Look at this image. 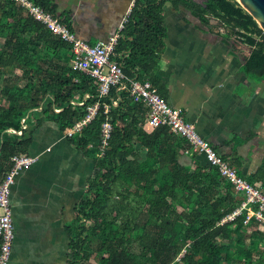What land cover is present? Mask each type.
Masks as SVG:
<instances>
[{
    "label": "trees",
    "instance_id": "1",
    "mask_svg": "<svg viewBox=\"0 0 264 264\" xmlns=\"http://www.w3.org/2000/svg\"><path fill=\"white\" fill-rule=\"evenodd\" d=\"M32 1L74 30L72 14L56 0ZM169 2L203 22L218 19L252 48L246 72L264 78V30L238 0H134L114 57L128 78L156 86ZM73 59L72 46L27 9L0 0V178L15 155L30 154L24 120L52 119L67 133L100 102L96 117L68 137L95 164L68 226V264H264V230L255 218L246 223L244 211L221 224L244 198L219 169L168 126H152L148 107L129 87H113L100 99L97 79L73 68ZM106 121L113 129L102 153ZM182 150L192 152L194 169Z\"/></svg>",
    "mask_w": 264,
    "mask_h": 264
},
{
    "label": "crops",
    "instance_id": "2",
    "mask_svg": "<svg viewBox=\"0 0 264 264\" xmlns=\"http://www.w3.org/2000/svg\"><path fill=\"white\" fill-rule=\"evenodd\" d=\"M133 5L131 0L128 9ZM126 16L104 37L85 40L94 44L118 33ZM164 17L165 49L152 74L159 93L182 109L240 175L264 188V78L245 70L252 48L228 35L218 19L203 22L182 5L166 3ZM23 128L33 137L29 153L38 161L12 186L15 239L9 264H68V226L94 174V160L52 119L35 116ZM181 154L185 164H193L192 152Z\"/></svg>",
    "mask_w": 264,
    "mask_h": 264
},
{
    "label": "built area",
    "instance_id": "3",
    "mask_svg": "<svg viewBox=\"0 0 264 264\" xmlns=\"http://www.w3.org/2000/svg\"><path fill=\"white\" fill-rule=\"evenodd\" d=\"M14 1L27 9L36 20L43 23L53 34L61 37L72 46L74 53L73 68L97 79L100 84L98 88L100 99L108 96L113 87H118V89L129 87L133 99L148 107L149 122L152 126H168L175 134L185 137L190 142L194 152L205 156L211 166L219 169L221 174L235 187L236 192L244 198L240 207L227 215L221 224L235 220L246 211V223L255 218L259 222L261 230H264V188L240 175L235 168L225 161L218 151L200 135L196 124L185 119L182 109L171 106L150 80L128 78L124 72L123 63L114 59L116 46L127 18L120 24L118 33L92 44L80 37L60 18L47 12L32 0ZM88 97L90 95L87 94L85 98ZM117 104L118 102L115 101V105ZM110 108L109 105H105L106 113L110 111ZM99 109L100 102L98 101L89 108V113L84 119L67 131V135L72 136L75 132L81 131L96 117ZM112 129L113 126L110 121L103 124L102 153L108 145ZM37 161L38 157L31 154L15 155L12 158L11 170L5 177L0 178V264H9L15 239L11 203L12 186L16 177Z\"/></svg>",
    "mask_w": 264,
    "mask_h": 264
},
{
    "label": "rangeland",
    "instance_id": "4",
    "mask_svg": "<svg viewBox=\"0 0 264 264\" xmlns=\"http://www.w3.org/2000/svg\"><path fill=\"white\" fill-rule=\"evenodd\" d=\"M61 10L72 14V24L80 37L94 40L115 28L128 9L131 0H56ZM203 2L204 0H198ZM126 16V18H127Z\"/></svg>",
    "mask_w": 264,
    "mask_h": 264
},
{
    "label": "water",
    "instance_id": "5",
    "mask_svg": "<svg viewBox=\"0 0 264 264\" xmlns=\"http://www.w3.org/2000/svg\"><path fill=\"white\" fill-rule=\"evenodd\" d=\"M264 30V0H238ZM252 53V49H251Z\"/></svg>",
    "mask_w": 264,
    "mask_h": 264
}]
</instances>
